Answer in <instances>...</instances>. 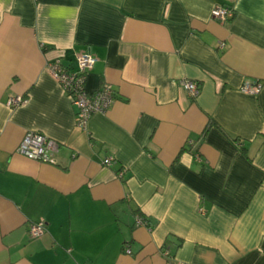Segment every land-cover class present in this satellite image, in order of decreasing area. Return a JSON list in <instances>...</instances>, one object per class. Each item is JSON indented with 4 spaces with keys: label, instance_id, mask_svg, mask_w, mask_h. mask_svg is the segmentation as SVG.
I'll use <instances>...</instances> for the list:
<instances>
[{
    "label": "crops",
    "instance_id": "0c3cea01",
    "mask_svg": "<svg viewBox=\"0 0 264 264\" xmlns=\"http://www.w3.org/2000/svg\"><path fill=\"white\" fill-rule=\"evenodd\" d=\"M226 2L0 0V264H264V0ZM86 53L113 100L80 130L46 64ZM27 131L54 164L16 152Z\"/></svg>",
    "mask_w": 264,
    "mask_h": 264
},
{
    "label": "built area",
    "instance_id": "2783aa9c",
    "mask_svg": "<svg viewBox=\"0 0 264 264\" xmlns=\"http://www.w3.org/2000/svg\"><path fill=\"white\" fill-rule=\"evenodd\" d=\"M235 0H227L222 5H217L211 10L213 18L223 22L233 17L234 8L232 2ZM95 63V58L89 54H82L77 58L75 70H69L63 66L58 60L47 62L46 70L50 76L57 82L62 91L70 99L75 107V126L80 130H85L89 118L93 114H103L107 111L113 100V89L109 84H104L94 93H88L85 90V79L87 71ZM182 87L187 94L195 98L200 92L199 85L192 81L184 79L181 82ZM261 83H246L240 87V91L246 94H258L261 90ZM27 98L20 96H12L7 100L9 108L17 107L25 104ZM59 143L43 134L35 131H27L16 152L33 160L54 164L53 154L57 151ZM113 157L108 156L102 160L103 165L111 166ZM124 170H120L117 175L122 177ZM137 225L146 226V220L139 217L136 219ZM45 231V223L43 221L32 222L29 224L28 234L30 238H37ZM125 253L130 254L129 248H125ZM165 254H168L165 251Z\"/></svg>",
    "mask_w": 264,
    "mask_h": 264
}]
</instances>
